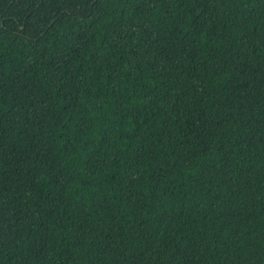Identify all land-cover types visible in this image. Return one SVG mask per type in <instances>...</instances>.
<instances>
[{"label":"trees","instance_id":"trees-1","mask_svg":"<svg viewBox=\"0 0 264 264\" xmlns=\"http://www.w3.org/2000/svg\"><path fill=\"white\" fill-rule=\"evenodd\" d=\"M0 264H264V0H0Z\"/></svg>","mask_w":264,"mask_h":264}]
</instances>
